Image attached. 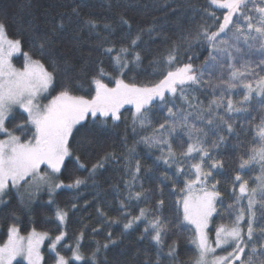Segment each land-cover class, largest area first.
Returning a JSON list of instances; mask_svg holds the SVG:
<instances>
[{
    "label": "snow or ice",
    "instance_id": "6c2138e0",
    "mask_svg": "<svg viewBox=\"0 0 264 264\" xmlns=\"http://www.w3.org/2000/svg\"><path fill=\"white\" fill-rule=\"evenodd\" d=\"M215 10H223L221 16H217ZM200 15L201 20L194 30L182 35L180 43L174 42L162 60L152 61L165 66L166 70L160 73L162 78L140 84L135 82L134 76L130 81L125 76L140 68L143 57L138 49L142 43H147L143 37L147 35L151 39L155 29L141 28L133 34L130 20L120 15L118 26L126 25L127 31L116 42L108 38L115 31L110 23L103 22L101 29V22L93 18L84 20V26L98 38L96 47L110 58L117 72L113 76L102 66L103 61L98 60V67L89 81V87L94 90L90 98L73 94V87H83L73 78L59 83L56 79L58 62L53 46L59 30L66 27L65 16L68 20L72 16L79 17V6L72 7L70 13H60L50 33H36V26H30L33 34L29 43L40 58L22 52L21 40L10 39L7 25L0 20V134L4 136L0 139V203L5 202L4 197L12 189L22 198L28 194L31 199V193L39 191L41 186H47L51 194L58 188H79L86 184L87 179L76 178L64 184L56 177L65 158L71 155L69 141L74 129L79 131L76 126H83L82 122L89 117L93 118V123L98 121L101 125H106L108 119L118 122L122 118L121 109L133 105L131 131L139 136L135 143L160 153L153 166L160 173L158 179L163 187L155 190L159 195L152 206L139 208L137 215L122 212L127 220L123 228L131 229L142 223L140 238H149L158 249H162L174 227L194 228L191 238L194 250L189 261H179L178 245L173 241L167 245L166 254L158 251L155 261L149 258L146 264H161L162 257H166L165 264H264V0H207ZM209 20L212 23H208ZM103 31H107L108 36L103 35ZM193 44L208 52L199 66L193 63L192 55L186 60L182 58L181 49L187 45L190 51ZM20 53L25 63L17 68L12 59ZM44 57H48L52 71L43 62ZM69 67L71 65L65 60L64 71ZM106 79L114 86L110 87ZM57 87L58 93L47 103H41ZM197 93L210 98L205 103ZM234 95L240 99L234 100ZM17 108L26 117L10 130L6 121ZM153 108L163 117L155 123ZM146 130L149 134H142ZM15 131L24 135L30 132V136L22 140ZM230 138L236 140L233 146L236 167L234 174L228 177L220 149L228 145ZM76 159L79 162V157ZM120 159L124 160L123 167L129 176L124 181L123 193L117 191L118 195L123 194L120 209L130 207L132 202L151 200L152 190L145 189L142 184L136 189L142 165L134 146L128 148L123 157L115 153L101 157L87 169L88 178L104 168L106 162ZM41 165L48 171L42 172ZM80 167L86 166L80 164ZM180 177H185L184 186L177 190L175 185ZM217 177L230 183L233 202L225 209L231 223L219 224L212 239L210 224L214 216L221 215L217 205L224 203ZM167 181L172 182L170 195L180 193L174 201L176 224L163 215L165 201L162 196L164 188L168 187ZM21 187L24 193H20ZM97 212L104 215L100 209ZM67 216L62 209L56 212L61 224H65ZM107 222L120 221L108 218ZM92 231L98 233L100 229ZM66 235L61 231L50 238L47 232H37L33 228L25 237L13 224L8 230L7 241L0 246V264H12L20 256L28 264H41L40 245L45 239L51 241L55 264H105L98 254L109 244L116 243L109 232L108 242L98 243L85 257L81 252L84 238L81 231L73 244L66 245L71 256H65L57 251V244ZM218 249L226 255L218 254Z\"/></svg>",
    "mask_w": 264,
    "mask_h": 264
},
{
    "label": "trees",
    "instance_id": "16d2710c",
    "mask_svg": "<svg viewBox=\"0 0 264 264\" xmlns=\"http://www.w3.org/2000/svg\"><path fill=\"white\" fill-rule=\"evenodd\" d=\"M110 3L112 7H109ZM76 6H79L80 16H72L71 20L65 16L66 27L59 30L56 43L53 46L54 56L58 62L56 79L59 83L69 77L73 78L74 82L83 86L73 87V94L85 95L90 98L91 95H94V90L89 87V81L98 67V60L103 61L102 66L113 76L117 72L113 68L110 58L102 55L101 50L96 47L98 38L95 33L90 32L84 26V20L93 18L101 22V29L103 22L110 23L115 31L108 38L110 41L116 42H119L123 33L127 31L126 25L118 26L120 15L130 20L133 34L141 28H154L152 38L149 39L145 35L143 39L147 43H142L138 49L143 57L140 68L136 69L135 73H127L125 76V79L129 81L134 76L135 82L138 84L152 83L162 78L160 73L166 70L163 64H153L152 61L162 60L174 42L180 43L182 35L195 29L201 20V10L207 6V0H0V20L7 25V35L10 39L21 40L22 52L26 51L34 58H40L29 43L33 34L30 31V26H36V33H50L56 27L59 14L70 13L72 7ZM215 11L217 16H221L223 10ZM208 23H212V21L209 20ZM102 34L108 36L107 31H103ZM181 54L185 60L188 55H192L193 63L199 66L207 57L208 52L193 44L190 51L185 45L181 49ZM42 60L49 71H52L48 57H44ZM65 60L71 65L67 72L64 71ZM14 62L17 66L23 67L25 63L23 55L15 58ZM105 82L109 83L110 87L114 86V83L107 79ZM58 91L59 87L52 91L48 97L52 98ZM197 95L205 103L207 98H210H206L200 93ZM233 99L239 100L240 97L234 95ZM134 111L133 108H125L121 111L120 121L114 122L108 119L106 125H101L98 121L93 123L91 117L82 123L83 126L77 125L76 128L79 131L74 129L73 136L69 141L71 155L66 159L60 174L56 177L64 184H69L76 178L87 179V183L79 188H58L51 194L49 190L33 191L31 199L28 198V194L22 198L17 191L12 189L4 197L5 202L0 204V242L3 243L7 239L8 230L13 224L23 236L29 235L33 228L37 232H47L52 238L64 231L67 235L60 243L58 251L62 255L71 256L66 245L73 244L75 237L83 231L81 252L85 257H88L98 243L108 242L106 237L110 232L111 239L116 243L109 244L107 249H102L98 254L105 264H146L149 258L155 261L158 251L162 250L166 254L167 245L173 241L178 245L179 261H189L194 250V245L191 244L194 232L192 227H174L165 238L162 249H158L149 238H140L144 228L142 223L133 225L131 229L123 228V224L127 220L123 217L122 212L126 211L131 215H137L139 208L152 206L159 195L155 190L158 187H163L158 179L160 173L153 166L156 156L160 153L156 149H149L142 143H135L136 140H139V136H134L131 131L132 112ZM152 112L154 123L163 119L155 108L152 109ZM21 113L14 112L6 121V127L14 130L17 124L22 123L26 114L22 115ZM103 119L100 117V120ZM239 123L240 121H237L238 125ZM15 134L20 135L22 140L30 136V132L24 135L20 131H15ZM142 134L149 133L146 130ZM235 144L236 140L230 138L228 145L220 149V158L225 162L228 177L234 174L236 167L233 151ZM133 146L136 149V157L142 165L136 189L139 190L142 184L145 189L152 190L149 193L152 199L146 202H132L130 207L121 210L119 201L123 199V194L118 195L117 191L123 193L124 181L129 179L123 167L124 160L106 162L104 168L99 169L90 179L87 169L108 153H115L117 156L123 157L126 155L127 149ZM77 157H79V162H77ZM80 164H84L86 167L81 168ZM147 169H151V171L146 172ZM160 170L163 171V165L160 166ZM184 179L185 177L179 178V183L175 185L177 190L184 186ZM217 179L220 180L218 187L223 195L224 203L223 206L217 205L221 215L214 217V229L221 223H231V218L225 209L228 204L233 202L228 180L222 177H217ZM166 183L168 187L164 188L162 196L165 201L163 215L176 224L174 201L180 193L177 191L170 195L172 182L167 181ZM50 200L51 203H49ZM73 204L76 205L75 208L72 207ZM58 209L68 213L65 226L56 218ZM97 209H100L104 215H100ZM108 218L117 219L120 222L109 224ZM93 228H98L100 231L94 233ZM50 242L47 241L43 248L44 264H55V254L50 250ZM228 250L231 251L230 248ZM225 253L223 250L219 251V254ZM165 260L166 257H162L161 264H165ZM74 264H82V262H74Z\"/></svg>",
    "mask_w": 264,
    "mask_h": 264
},
{
    "label": "rangeland",
    "instance_id": "374dc122",
    "mask_svg": "<svg viewBox=\"0 0 264 264\" xmlns=\"http://www.w3.org/2000/svg\"><path fill=\"white\" fill-rule=\"evenodd\" d=\"M22 55V53H20V54H16V55H14L13 56V59H12V63L14 64V66L15 67H17V68H22V67H19V66H17L16 64H15V62H14V59L15 58H17V57H20ZM51 98H49L48 96H47V99H42L41 100V103H47L48 102V100H50ZM125 108H133L134 109V106L133 105H125L122 109H121V111L123 110V109H125ZM135 110V109H134ZM16 111H19V112H22V110H20V109H14L13 110V112L11 113V115H13V113L14 112H16ZM85 121H83L82 123H84ZM4 138V136H3V134H0V139H3ZM68 157H66L65 158V161H66V159H67ZM65 163V162H64ZM62 167H63V165H62ZM62 167H61V170H62ZM44 168V170L43 171H48V169L46 168V166L45 165H41V171H42V169ZM42 171V172H43ZM60 173H57L56 174V176H58ZM26 187V186H25ZM13 190H15V189H13ZM39 190H49L48 189V187L47 186H41V188L39 189ZM56 190V189H55ZM16 191V190H15ZM21 191H23L24 192V187H21L20 188V192ZM1 204V203H0ZM215 217V216H214ZM214 217H213V219H214ZM63 226H65V224H63ZM190 227H192V226H190ZM214 227V225H213V220H212V222H211V224H210V231H209V235H210V238H212V239H214V237H215V229L213 228ZM194 229V228H193ZM19 234H20V232H19ZM21 235V234H20ZM21 236H23V235H21ZM28 235H26L25 237H27ZM49 237L50 238H52L50 235H49ZM8 238V237H7ZM7 241V239L3 242V243H1L0 242V246H2L5 242ZM47 241H50V239H45L44 240V242L40 245V252H41V255H42V257H43V260H42V262H41V264H44V254H43V248H44V245H45V243L47 242ZM62 242V241H61ZM60 242V243H61ZM60 243L59 244H57V251H58V247H59V245H60ZM219 251L221 252L222 250L221 249H218L217 250V253L219 254ZM54 253V252H53ZM55 254V253H54ZM220 255H226V253L225 254H220ZM18 262H21V263H24V264H28V262H27V260L24 258V257H22V256H20V257H16L15 258V260H13V262H12V264H15V263H18Z\"/></svg>",
    "mask_w": 264,
    "mask_h": 264
}]
</instances>
